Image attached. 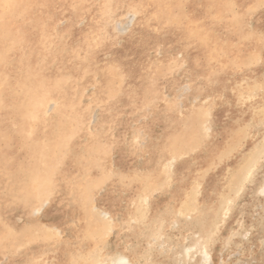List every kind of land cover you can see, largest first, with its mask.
Masks as SVG:
<instances>
[{"label": "rangeland", "instance_id": "rangeland-1", "mask_svg": "<svg viewBox=\"0 0 264 264\" xmlns=\"http://www.w3.org/2000/svg\"><path fill=\"white\" fill-rule=\"evenodd\" d=\"M260 4L264 8V2ZM258 7L259 4L255 3L254 7L241 10L234 5L228 13L235 15L245 32L250 33L252 29L264 31V10L260 17ZM177 10L176 3L166 7L165 23L172 22L195 30V23H186L183 18L176 17ZM59 17L48 28L50 33H56L64 23V19ZM105 18L97 29L99 37L113 38L118 43L133 27L136 9L122 5L108 12ZM81 22L80 19L74 21L75 24ZM230 37L225 39L228 43L237 41L235 36ZM90 38V34L84 37V47L78 51L82 64H85V47L90 44ZM234 49L236 53L228 57L222 68H217L210 57L205 56L200 68H213L215 71L194 76L180 55L164 59L161 47L154 48L151 54L158 67L149 72V99L139 100L132 110L119 109L126 112V117L120 123L108 124L103 131L104 138H98L100 128L97 123L99 112L106 109L107 103L93 97V77L84 82L78 80L76 89H79L80 107L77 113L79 117L83 114V129L87 133L78 136L71 152L76 159L85 160L87 165L101 162L81 176L69 166L66 176L72 182L76 177H82L88 191L79 200L83 191H67L65 186L60 185L61 194L55 196L56 204L62 211L60 215H48L52 201L49 195L35 196L32 204L25 209V200L15 204L13 212L16 216L26 213L31 217L25 228L39 234L40 228L38 226L37 229L36 224L47 226L51 242L60 247L72 241L77 249L80 236H85L86 246L81 251L85 252L88 248L90 264H113L118 257L126 258L127 263L122 264H264V48L262 55H258L248 42H239ZM231 64L234 79L232 75H223V70ZM106 75L116 94L118 82L112 62L107 63ZM241 79L246 89L249 88L247 91H253V118L241 117L242 110L234 104L236 98L230 81ZM51 103L47 101L45 104L48 113L52 109ZM258 107L263 109L262 113ZM183 114L194 117L188 128L186 120L180 117ZM157 115L166 121L165 125L173 127V134L174 129L181 131V136L174 134L169 140L177 148V155L167 157L168 167H155V172L146 178L142 190L135 187L129 189V181H132L135 171L143 175L149 172L151 131L162 132ZM240 122L242 124L239 125ZM228 123L235 131L233 136L226 133ZM87 136L92 142L90 148L103 146L96 160L90 159L93 156L83 145ZM26 142L28 139L22 137L7 142L13 147L18 160L23 158L24 150L21 148ZM212 144L215 147L212 148ZM1 145H4L3 141ZM197 153L205 155V164H196ZM240 156L245 158L237 162ZM129 167L132 173L127 172ZM187 167L194 170L193 179L182 176L189 171ZM171 172L174 175H170ZM91 173L102 178L88 177L92 176ZM9 182L15 183L16 180L12 178ZM140 190L144 194H139ZM196 197L197 202L193 203ZM144 198L147 200L145 210L155 203L160 207V214L156 218L139 220L143 222L140 223L137 222L139 209L135 205L142 206ZM82 203L86 205L87 218L91 217L86 226L73 218L69 211V208H78ZM150 211L146 212V216H151ZM56 218H61L63 224L57 225ZM35 240L37 242L28 246L18 243L0 249V264H18L26 251L29 252V264H57L55 258L50 257L55 252L50 240L47 239L48 242L43 237ZM186 249H189L188 252ZM45 252L49 253L47 258L43 255Z\"/></svg>", "mask_w": 264, "mask_h": 264}, {"label": "bare ground", "instance_id": "bare-ground-1", "mask_svg": "<svg viewBox=\"0 0 264 264\" xmlns=\"http://www.w3.org/2000/svg\"><path fill=\"white\" fill-rule=\"evenodd\" d=\"M263 2L264 0H0V249L18 243L28 246L37 242L35 239L39 237L46 241L52 238L48 227L41 223L36 224V228H40L39 234H33L25 228L31 217L26 213L18 217L13 212V206L21 200H25L24 209L32 204L35 196L49 195L54 201L55 196L61 194L60 185L65 186L67 191H83L79 200L87 195L88 187L82 177L78 176L72 182L66 176L69 166L81 176L101 162L94 161L87 165L85 160L76 159L71 152V146L78 141V136L87 133L83 129L84 116L80 114L79 117L77 113V108L80 107L79 89H76L78 80L84 82L93 77V97L101 98L103 103H107L106 109L100 110L97 123L100 128L98 138H104L103 131L108 124L120 123L126 117V112L118 111L119 109L132 110L139 100L149 99V72L158 67V62L155 63L151 54L154 48L161 47L164 59L180 55L194 76L208 75L215 71L213 68H200L205 56L210 57L217 68L224 67L228 57L236 53L234 48L239 42H248L258 55H262L264 31L252 29L250 33L245 32L235 15H229L228 10L234 5H238L241 10H248L257 3L261 17L264 8L260 3ZM173 3L178 7L176 17L183 18L186 23H195V30L172 22L165 23L166 7ZM122 5L136 9V20L131 30L118 43L113 38L99 37L97 29L103 24L106 14ZM59 16L64 19V23L60 22L63 24L56 33H50L48 28L53 26ZM76 19L82 21L81 25L74 23ZM88 34L91 35L90 44L85 47L86 59L83 60L85 64H82L79 62L78 51L84 47V37ZM230 36H235L237 41L228 43L225 39L231 38ZM45 44L47 45L44 46ZM110 62L114 64L118 82L116 94L106 75L107 63ZM223 71V75H232L234 79L233 64ZM153 79L154 77L151 78L152 82ZM242 80L230 81L236 98L234 104L242 110L241 117L253 118V91L248 92L249 88L246 89ZM47 101L52 102L49 113L45 108ZM257 109L262 113L261 107ZM180 117L186 120V128L192 125L194 117L185 114ZM156 120L160 122L162 132L151 131L149 172L143 175L135 171L132 181H129V189L135 187L142 190L146 178L155 172L154 168L168 167L167 157L177 155V148L169 140L174 134L181 136V131L174 129L173 134V127L165 125L166 121L159 115ZM226 121L229 122L230 119L227 118ZM225 129L228 135L235 134L229 123ZM18 137L28 139V143L21 148L24 155L20 160L16 158L13 147L7 144ZM84 138L83 145L93 156L90 159L96 160L103 151V146L90 148L91 140L88 136ZM211 146L213 148L215 144ZM244 158L240 156L236 160L240 162ZM195 162L198 165L205 164V155L195 154ZM183 168L184 166L181 167ZM187 169L189 171L182 176L184 179H193L194 170L189 167ZM101 170L108 173L104 168ZM127 172L132 173V169L129 167ZM91 175L88 177L98 180L102 178L96 173ZM170 175L174 173L171 172ZM12 178L16 180L15 183L9 182ZM139 194L144 193L141 191ZM195 199L193 203L197 202L198 197ZM52 201L48 215L55 217L62 211L56 200ZM143 201L142 206L135 205L139 209L137 222L149 217L156 218L160 214L157 204H150L149 210H145L146 198ZM79 207H71L69 211L73 218L86 226L91 217L87 218L85 203ZM147 211L151 212V216H146ZM170 212L178 214L174 210ZM55 220L57 225L63 224L61 218ZM51 246L55 252L50 257H54L57 264L91 263L88 248L85 252L81 251L86 246L85 236H80L77 249L72 241L64 244V247L53 243ZM48 254L45 252L44 258ZM28 255L29 252L26 251L18 264H29ZM118 258L113 264L127 263L125 257ZM117 260L121 263H117Z\"/></svg>", "mask_w": 264, "mask_h": 264}]
</instances>
